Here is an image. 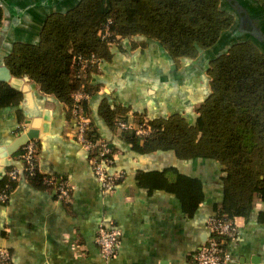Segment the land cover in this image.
Wrapping results in <instances>:
<instances>
[{"label":"crops","instance_id":"obj_1","mask_svg":"<svg viewBox=\"0 0 264 264\" xmlns=\"http://www.w3.org/2000/svg\"><path fill=\"white\" fill-rule=\"evenodd\" d=\"M68 1L0 0V63L15 42L36 43L46 16ZM239 1L263 29L264 0ZM239 35L243 33L235 26L195 59L180 61L168 57L154 40L144 48H132L124 38L110 46L111 60L102 61L90 77L98 91L83 108L113 149L110 171L123 173L108 194L101 192L88 153L68 136L71 114L64 105L29 80H0L20 92L16 103L0 107V179L8 167L21 165L17 155L22 145L13 151L10 146L21 133L34 129L39 172L72 186L69 198L60 200L53 188L21 177L8 199L0 201V247L8 250L12 264H194V254L208 237L212 206L221 197L218 165L200 158L180 160L172 151L140 153L122 130L106 125L99 108L105 99L110 105L130 107L137 119L179 112L192 121L208 93L210 59ZM168 167L201 179L204 197L193 214H186L177 196L159 186L157 174ZM166 175L169 182L176 178L172 171ZM263 211L264 203L256 198L246 218H234L237 236L225 243L230 264H264ZM108 224L118 227L121 236L116 257L104 260L96 233L99 225Z\"/></svg>","mask_w":264,"mask_h":264},{"label":"trees","instance_id":"obj_2","mask_svg":"<svg viewBox=\"0 0 264 264\" xmlns=\"http://www.w3.org/2000/svg\"><path fill=\"white\" fill-rule=\"evenodd\" d=\"M2 16L0 7V26ZM238 18L227 0H69L46 16L36 43L15 42L4 63L14 77H27L44 94L52 95L69 115L74 91L91 96L99 88L90 81L99 68L77 72V56L95 55L110 61V46L124 38L132 42V48H144L147 41L154 40L176 61L195 59L218 44ZM105 26L109 34L103 39L100 33ZM234 42L209 61L208 93L192 121L179 112L137 119L130 107L110 105L105 99L99 108L114 131L117 122L129 120L131 114L134 123L144 124L148 129L144 136L123 130V136L140 153L172 151L180 160L215 162L222 175L221 197L212 206L213 216L229 222L246 218L256 198L264 203V42L252 37ZM19 99L16 88L0 82V107ZM87 102H82L83 108ZM88 137H100L91 122ZM21 152L22 147L17 157ZM11 168L0 179V191L14 187L7 174ZM169 171L175 172L174 181L169 182ZM157 175L161 177L159 186L177 196L186 214H193L204 197L201 179L180 174L173 167ZM49 177L63 179L42 175L36 158L34 172L26 178L54 189L46 183Z\"/></svg>","mask_w":264,"mask_h":264},{"label":"built area","instance_id":"obj_3","mask_svg":"<svg viewBox=\"0 0 264 264\" xmlns=\"http://www.w3.org/2000/svg\"><path fill=\"white\" fill-rule=\"evenodd\" d=\"M109 34L108 26L100 36L104 39ZM118 38V36H117ZM78 71L84 72L92 66L100 67L101 60L95 55L77 56L74 59ZM72 107L71 128L68 136L75 141L89 155V162L92 173L98 182L101 192L108 194L113 191L116 184L123 179L121 171H110L113 162V149L109 142L103 137H88L90 130V118L83 110L82 102L88 100L90 95L84 91H74L71 94ZM120 130H133L137 136H144L148 129L143 123H134L131 119L117 122ZM37 142L30 139L22 145V152L18 156L21 165L12 167L8 172L10 180L15 183L21 177H27L33 174L37 158ZM48 185H53L56 197L60 200L69 198L72 186L65 179L55 180L53 177L46 179ZM11 190L4 189L0 191V201L5 202ZM208 237L206 241L198 248L194 254V264H230L231 254L225 245V238L234 240L237 236V229L234 222L224 221L216 216H211L206 221ZM121 231L114 225H99L96 233V243L100 254L104 260L114 259L117 255V249L120 242ZM0 264H12L8 250L0 247Z\"/></svg>","mask_w":264,"mask_h":264},{"label":"water","instance_id":"obj_4","mask_svg":"<svg viewBox=\"0 0 264 264\" xmlns=\"http://www.w3.org/2000/svg\"><path fill=\"white\" fill-rule=\"evenodd\" d=\"M230 2L231 6L235 11L239 14V18L236 21V26L238 27L239 32H242L243 35H239L238 38H236V42L241 39H246L249 37H252V39H256L257 41L264 42V28L258 24L256 21L251 18V16L247 13V9L242 7V1L239 0H227ZM235 43V42H234ZM161 49L164 51V48L161 47ZM167 52V51H166ZM167 56L172 58L171 55L167 52ZM214 58V57H213ZM211 58V59H213ZM210 59V60H211ZM0 80L6 81L9 83H17L19 81V78L14 77L9 68L4 64L3 61L0 63ZM28 81L27 77H22L20 81ZM34 84V83H33ZM21 89L23 91L26 90V86H22ZM37 132L36 130H28L27 132L21 133L14 141V143L10 146L9 150L13 151L17 149L19 146L23 145L25 142H27L30 139L37 138Z\"/></svg>","mask_w":264,"mask_h":264}]
</instances>
